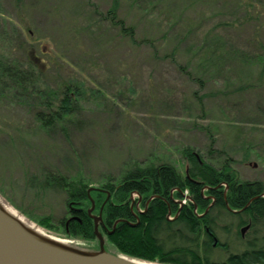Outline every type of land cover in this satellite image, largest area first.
Wrapping results in <instances>:
<instances>
[{"label":"rangeland","instance_id":"rangeland-1","mask_svg":"<svg viewBox=\"0 0 264 264\" xmlns=\"http://www.w3.org/2000/svg\"><path fill=\"white\" fill-rule=\"evenodd\" d=\"M113 2L114 19L106 15ZM263 48L264 0H0V58L36 63L37 90L82 87L75 112L51 128H39L36 112H49L33 101L10 94L0 102V196L37 226L45 217L57 226L66 195H37L43 175L99 187L135 163L183 173L186 147L264 186ZM43 229L67 246L98 249ZM228 242L233 252L240 243L233 233Z\"/></svg>","mask_w":264,"mask_h":264},{"label":"trees","instance_id":"trees-1","mask_svg":"<svg viewBox=\"0 0 264 264\" xmlns=\"http://www.w3.org/2000/svg\"><path fill=\"white\" fill-rule=\"evenodd\" d=\"M111 7L106 15L114 19L117 2ZM119 30L130 36V28ZM257 58L264 64V48ZM42 74L32 60L22 68L0 58V102L16 94L22 101L31 100L35 106L43 107L49 115L36 112L40 129L66 122L75 112L82 92L76 81L67 82L60 92L51 88L37 90L33 84ZM39 96L45 97L37 103ZM53 102H57L56 107ZM182 155L187 163L183 173L166 162L144 166L135 163L116 182L106 180L99 187H90L81 176L71 179L61 173L45 174L35 193L63 191L67 214L57 226L52 227L47 217L37 223L46 230L59 228L65 237L95 240L97 248L93 217L100 216L98 232L106 251L153 264H264L262 182L240 180L230 165L214 167L192 148H184ZM184 190L190 200L181 204ZM132 192L139 196L133 203L139 200L143 211L134 204L131 207ZM219 233L227 239L221 241ZM232 233L240 241L234 252L229 251L228 242ZM93 246L84 243L79 247L94 251ZM214 250L224 251L225 257L213 260Z\"/></svg>","mask_w":264,"mask_h":264},{"label":"water","instance_id":"water-1","mask_svg":"<svg viewBox=\"0 0 264 264\" xmlns=\"http://www.w3.org/2000/svg\"><path fill=\"white\" fill-rule=\"evenodd\" d=\"M98 221H101L100 216L93 217L98 249L90 251L67 246L51 239L52 236L47 239L36 235L0 206V264H153L106 251L104 239L98 232Z\"/></svg>","mask_w":264,"mask_h":264},{"label":"bare ground","instance_id":"bare-ground-1","mask_svg":"<svg viewBox=\"0 0 264 264\" xmlns=\"http://www.w3.org/2000/svg\"><path fill=\"white\" fill-rule=\"evenodd\" d=\"M0 206L2 207L3 211L9 215L12 219H14L15 221L19 222L21 225H23L25 228H27L28 230L32 231L33 233H35L36 235H39L41 237H45V238H52L55 241L58 242H62L60 241L58 237L53 236L52 234L48 233L47 231H45L43 228L37 226L35 223H33L32 221H30L29 219H27L26 217H24L22 214H20L19 212H17V210H15L8 202H6L1 196H0ZM50 235V237H49ZM54 237V238H53ZM47 238V239H48ZM56 238V239H55ZM81 248V247H80ZM84 249V247H83Z\"/></svg>","mask_w":264,"mask_h":264},{"label":"flooded vegetation","instance_id":"flooded-vegetation-1","mask_svg":"<svg viewBox=\"0 0 264 264\" xmlns=\"http://www.w3.org/2000/svg\"><path fill=\"white\" fill-rule=\"evenodd\" d=\"M132 205H133V202H131V207H132ZM99 223H100V222H99ZM241 232H242L241 234H243V233H244V232L242 231V229H241Z\"/></svg>","mask_w":264,"mask_h":264}]
</instances>
